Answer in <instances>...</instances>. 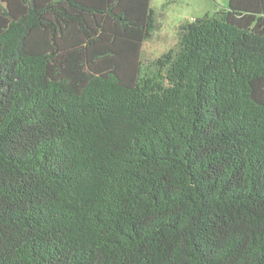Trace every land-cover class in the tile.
<instances>
[{
  "label": "trees",
  "instance_id": "trees-1",
  "mask_svg": "<svg viewBox=\"0 0 264 264\" xmlns=\"http://www.w3.org/2000/svg\"><path fill=\"white\" fill-rule=\"evenodd\" d=\"M150 2L0 0V264H264V0Z\"/></svg>",
  "mask_w": 264,
  "mask_h": 264
},
{
  "label": "rangeland",
  "instance_id": "rangeland-1",
  "mask_svg": "<svg viewBox=\"0 0 264 264\" xmlns=\"http://www.w3.org/2000/svg\"><path fill=\"white\" fill-rule=\"evenodd\" d=\"M228 0H151L150 6L157 14L159 28L144 41L140 59L155 58L177 43L176 28L180 23L192 21L205 14H213Z\"/></svg>",
  "mask_w": 264,
  "mask_h": 264
}]
</instances>
